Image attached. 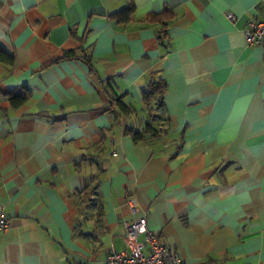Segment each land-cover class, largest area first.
Instances as JSON below:
<instances>
[{
	"label": "crops",
	"instance_id": "1",
	"mask_svg": "<svg viewBox=\"0 0 264 264\" xmlns=\"http://www.w3.org/2000/svg\"><path fill=\"white\" fill-rule=\"evenodd\" d=\"M128 1L0 0V264H99L140 218L186 264H264V49L243 33L264 0H133L112 16ZM158 75L159 134L134 141ZM91 174L100 222L80 198Z\"/></svg>",
	"mask_w": 264,
	"mask_h": 264
},
{
	"label": "built area",
	"instance_id": "2",
	"mask_svg": "<svg viewBox=\"0 0 264 264\" xmlns=\"http://www.w3.org/2000/svg\"><path fill=\"white\" fill-rule=\"evenodd\" d=\"M227 17L233 20L235 15L228 12ZM243 33L248 44H257L264 49V17L248 20ZM130 202L134 204V200ZM123 225L125 249L120 251L112 249L99 264H186L165 238L147 230L144 218L124 222ZM10 226L11 222L5 214V207L0 204V232L6 231ZM140 234L143 235V241L138 239ZM200 264L217 263L205 261Z\"/></svg>",
	"mask_w": 264,
	"mask_h": 264
},
{
	"label": "trees",
	"instance_id": "3",
	"mask_svg": "<svg viewBox=\"0 0 264 264\" xmlns=\"http://www.w3.org/2000/svg\"><path fill=\"white\" fill-rule=\"evenodd\" d=\"M134 11V3L133 0H129L127 2V5L120 9L118 12L113 13L112 16H118L121 21L129 19L130 15ZM168 11H163L159 13H149L147 15V18H151V20L163 18L165 13ZM75 54L72 52H66L65 57H74ZM0 61L6 64H11L13 62V55L8 52L4 47L0 45ZM166 83L164 78L161 75H158L156 77H152L147 84L146 88L142 91V99L145 104V107L149 111V117L141 130H136L132 128L126 129V133L130 134L132 139L134 141H139L141 139H150L155 138L159 134V128H157L156 122L159 121V118L161 117L160 114L154 113L153 111L157 109H161L163 103V95L165 93ZM29 90L28 88H23L22 91H13L6 93L8 100L10 104L13 107H17L24 103L28 97H29ZM115 103L117 104V107L119 110L123 113H129L131 109L124 104L120 98L115 99ZM157 120V121H156ZM97 174H91L87 182L85 184V187L83 188L82 192H80V198L81 200H88L89 205H96L97 212H96V220L97 222H100V217L102 214L101 211V204L100 199L97 193ZM93 198H90L91 195ZM76 228V226H75Z\"/></svg>",
	"mask_w": 264,
	"mask_h": 264
},
{
	"label": "rangeland",
	"instance_id": "4",
	"mask_svg": "<svg viewBox=\"0 0 264 264\" xmlns=\"http://www.w3.org/2000/svg\"><path fill=\"white\" fill-rule=\"evenodd\" d=\"M154 113H157V114H161V109H157V110H155V111H153ZM92 197L93 196H95L94 194L93 195H91Z\"/></svg>",
	"mask_w": 264,
	"mask_h": 264
}]
</instances>
